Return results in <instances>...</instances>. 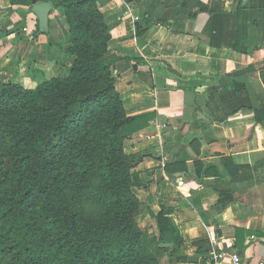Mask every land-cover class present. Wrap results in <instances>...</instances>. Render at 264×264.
<instances>
[{"label":"crops","instance_id":"crops-1","mask_svg":"<svg viewBox=\"0 0 264 264\" xmlns=\"http://www.w3.org/2000/svg\"><path fill=\"white\" fill-rule=\"evenodd\" d=\"M96 4L110 32L114 88L126 115H155L125 141L124 152L142 157L131 171L133 193L142 202L138 227L156 234L148 209H171L167 217L183 240L178 260L163 254L157 264H209L212 254H196L194 245L202 241L222 251L214 264H231L236 236L244 246L242 261L264 264V122L253 113L264 109V0ZM10 9L16 7L0 0V82H21L32 68L67 77L72 59L63 50L69 34L60 12L50 13L48 34L34 37L36 16ZM222 157L231 159L228 167ZM196 163L214 166L221 178L210 175L197 185L188 177ZM229 171L246 179L231 183ZM217 186L231 191L224 210L218 209Z\"/></svg>","mask_w":264,"mask_h":264},{"label":"trees","instance_id":"trees-1","mask_svg":"<svg viewBox=\"0 0 264 264\" xmlns=\"http://www.w3.org/2000/svg\"><path fill=\"white\" fill-rule=\"evenodd\" d=\"M30 1L36 0H8L16 7L8 12H31ZM46 1L68 27L63 50L72 62L67 77L44 78L33 88L0 82V264H157L163 254L178 260L183 240L167 217L171 209H148L156 234L138 227L142 202L131 171L142 157L124 152L125 141L155 115H126L96 0ZM253 113L264 122V109ZM221 159L225 167L231 163ZM195 166L188 177L199 186L210 175L221 178L212 165ZM230 174L231 183L246 179ZM213 190L224 210L230 189ZM236 238L233 247L241 254ZM194 246L198 256L213 252L205 241Z\"/></svg>","mask_w":264,"mask_h":264},{"label":"water","instance_id":"water-1","mask_svg":"<svg viewBox=\"0 0 264 264\" xmlns=\"http://www.w3.org/2000/svg\"><path fill=\"white\" fill-rule=\"evenodd\" d=\"M52 4L49 1H33L31 12L36 16L40 33H47L49 27V15L52 12Z\"/></svg>","mask_w":264,"mask_h":264},{"label":"rangeland","instance_id":"rangeland-1","mask_svg":"<svg viewBox=\"0 0 264 264\" xmlns=\"http://www.w3.org/2000/svg\"><path fill=\"white\" fill-rule=\"evenodd\" d=\"M58 45H56V48ZM59 48V47H58ZM67 71H65L64 75H67ZM51 75L54 74H40V71L36 68H32V70H29L28 73L23 77L22 81L20 82L19 79H14L12 81L20 83L25 88H33L35 87L41 80L44 78H50Z\"/></svg>","mask_w":264,"mask_h":264},{"label":"built area","instance_id":"built-area-1","mask_svg":"<svg viewBox=\"0 0 264 264\" xmlns=\"http://www.w3.org/2000/svg\"><path fill=\"white\" fill-rule=\"evenodd\" d=\"M134 21H138V18H135ZM177 185L179 187H182L183 185V182L182 181H178L177 182ZM252 240H254V237H251ZM212 259H213V262L216 263L218 262L220 259H222V254H217L215 252L212 253ZM230 260H231V264H245L243 261H242V258H241V255L237 252L233 253L231 256H230Z\"/></svg>","mask_w":264,"mask_h":264}]
</instances>
